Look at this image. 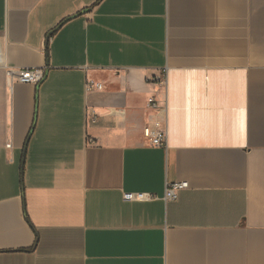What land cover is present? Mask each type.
I'll return each mask as SVG.
<instances>
[{
  "label": "crops",
  "instance_id": "1",
  "mask_svg": "<svg viewBox=\"0 0 264 264\" xmlns=\"http://www.w3.org/2000/svg\"><path fill=\"white\" fill-rule=\"evenodd\" d=\"M0 48V264H264V0H0Z\"/></svg>",
  "mask_w": 264,
  "mask_h": 264
},
{
  "label": "built area",
  "instance_id": "2",
  "mask_svg": "<svg viewBox=\"0 0 264 264\" xmlns=\"http://www.w3.org/2000/svg\"><path fill=\"white\" fill-rule=\"evenodd\" d=\"M2 60V50L0 48V61ZM6 74L11 83L19 81L22 83L40 84L46 78V70L44 68H14L5 66ZM148 81L157 84L158 86H167V74L148 78ZM86 90H100L103 84L94 80L86 81ZM149 109L155 112V117L151 119V123L144 128V139L150 145H167L168 141V125H167V103L161 105L159 100L150 96L147 101ZM12 144L7 143L6 147L11 148ZM189 188L187 181H175L166 184L164 199H176L180 191ZM125 199L128 200H154L157 196L152 193H125Z\"/></svg>",
  "mask_w": 264,
  "mask_h": 264
}]
</instances>
